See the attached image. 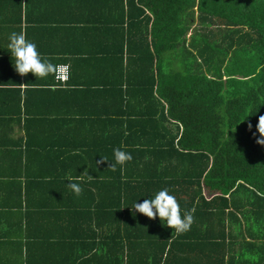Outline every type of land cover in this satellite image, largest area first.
Segmentation results:
<instances>
[{
	"label": "trees",
	"instance_id": "1",
	"mask_svg": "<svg viewBox=\"0 0 264 264\" xmlns=\"http://www.w3.org/2000/svg\"><path fill=\"white\" fill-rule=\"evenodd\" d=\"M119 27V45L107 53L115 73L100 86L118 98V110L106 113L115 126L106 136L119 143L102 153L100 177L74 176L83 189L74 195V224L88 228L74 227L72 256H64L67 239L61 258L42 245L33 264H133V224L148 221L150 231L161 221L132 207L163 188L182 215L195 208L186 233L200 234L201 264H264V146L253 136L264 115V0H123ZM70 77L65 86L86 92ZM121 146L132 160L113 172ZM49 180L61 179L43 185ZM167 228L171 246L186 234ZM114 238L113 258L102 247Z\"/></svg>",
	"mask_w": 264,
	"mask_h": 264
},
{
	"label": "crops",
	"instance_id": "2",
	"mask_svg": "<svg viewBox=\"0 0 264 264\" xmlns=\"http://www.w3.org/2000/svg\"><path fill=\"white\" fill-rule=\"evenodd\" d=\"M122 3L0 0V264H25L26 259L33 264L40 257L37 249L52 243L60 245L43 251L61 258L63 252H57L67 239L63 249L68 258L70 240L77 234L74 227L88 228L74 224L75 193L67 178L77 176L85 182V176L100 177L105 168L97 161L111 144L119 143L118 137L106 136V131L115 129L106 113L117 111L119 101L116 94H100V86L108 81L109 72L115 73L116 62H108L107 53L119 45ZM21 31L42 57L70 65L71 82H80L86 92L73 91L53 75L43 79L31 73L19 75L8 45L9 35ZM93 113L94 117L85 115ZM50 178L61 180L43 185ZM146 222L133 224L129 236L133 264H201L198 231L182 235V241L171 246L164 221L152 222L157 229L150 231ZM115 242L116 238L114 244L102 247L109 257L117 254ZM196 243L197 250H187L185 245Z\"/></svg>",
	"mask_w": 264,
	"mask_h": 264
},
{
	"label": "clouds",
	"instance_id": "3",
	"mask_svg": "<svg viewBox=\"0 0 264 264\" xmlns=\"http://www.w3.org/2000/svg\"><path fill=\"white\" fill-rule=\"evenodd\" d=\"M11 56L14 57V68L16 72L25 76L29 73L33 74L35 78H46L49 75H53L57 79L66 81L70 77V65H56L50 62L47 57H42L37 50V46L34 42L27 39L26 32L20 33L12 32L9 35V45ZM252 115V114H250ZM248 130L251 131L252 124L249 122ZM256 131L253 136L256 138L255 142L258 145L264 146V115H259L256 123ZM124 146L114 148L113 156L114 163H111L109 168L115 172L117 165H125L132 160V156L129 152L122 150ZM107 161V158L101 157V163ZM92 176H89L91 179ZM68 187L77 195H81L83 192L79 183L73 182V178L69 176ZM79 179V178H77ZM132 209L149 219H156L164 221V224L175 230L177 235L186 233L190 230L194 223L195 208L189 209L184 214H181L180 205L176 197L169 193L168 188L159 190L154 197L144 199L142 203H134Z\"/></svg>",
	"mask_w": 264,
	"mask_h": 264
},
{
	"label": "built area",
	"instance_id": "4",
	"mask_svg": "<svg viewBox=\"0 0 264 264\" xmlns=\"http://www.w3.org/2000/svg\"><path fill=\"white\" fill-rule=\"evenodd\" d=\"M59 65H64V64H59ZM54 79L60 84H63V83H65L68 80L67 79L66 81H64V80L57 79L56 77H54Z\"/></svg>",
	"mask_w": 264,
	"mask_h": 264
}]
</instances>
